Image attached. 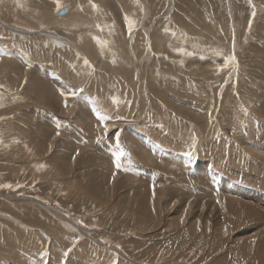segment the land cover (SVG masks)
Masks as SVG:
<instances>
[{
    "label": "rangeland",
    "instance_id": "obj_1",
    "mask_svg": "<svg viewBox=\"0 0 264 264\" xmlns=\"http://www.w3.org/2000/svg\"><path fill=\"white\" fill-rule=\"evenodd\" d=\"M60 5L0 0V264H264V0Z\"/></svg>",
    "mask_w": 264,
    "mask_h": 264
},
{
    "label": "bare ground",
    "instance_id": "obj_2",
    "mask_svg": "<svg viewBox=\"0 0 264 264\" xmlns=\"http://www.w3.org/2000/svg\"><path fill=\"white\" fill-rule=\"evenodd\" d=\"M62 9H65L66 11L62 14V15H60V14H58ZM61 10H57V14H58V16H64V15H66L67 14V12H68V8H66V7H63V8H61ZM71 14V12H70V10H69V14H67L66 16H64L65 18H68L69 17V15ZM94 32H96V31H94ZM95 35V34H94ZM168 36V35H167ZM171 36V35H170ZM86 39V40H85ZM152 39V38H151ZM153 39H154V43H156L155 45H159V43L160 44H162V43H166L167 41H169V40H167V41H163L164 40V36H163V34H161L160 32H156L154 35H153ZM90 45H92V43H91V41L89 40V38L87 37V38H84L83 39V41H82V43H81V47L83 48V49H87V48H90L89 46ZM164 45V44H163ZM162 46V45H161ZM164 47H165V45H164ZM166 48V47H165ZM156 49V48H155ZM264 53V51L262 52V54ZM121 54V53H120ZM183 54V53H182ZM130 55V54H129ZM129 55H127V57L129 58ZM192 55V54H191ZM8 56V49H7V46H6V44L4 43V41H3V38H1L0 37V57H7ZM264 56V55H263ZM126 57V58H127ZM188 57V56H187ZM130 58H131V56H130ZM131 60V59H130ZM193 61V60H192ZM264 64V63H263ZM123 70H124V74L125 75H128V74H130L129 73V71H128V69H126V68H123ZM7 72V71H6ZM0 78H1V80L3 81V79L4 78H6L5 77V69H4V67L3 68H0ZM4 81H6V80H4ZM1 85V84H0ZM3 85V84H2ZM7 88V87H6ZM13 89V88H12ZM4 90V89H3ZM23 92V91H22ZM25 92V91H24ZM4 93V92H3ZM7 92H5V94H6ZM9 94V93H8ZM13 94H11V96H12ZM9 96V95H8ZM8 98V97H7ZM9 99V98H8ZM13 100V99H12ZM12 100H9V102H7L8 104H7V107L6 108H3V109H0L1 110V112L3 111V110H6V109H8V111H10V112H12V114H14V109H15V107L13 108V101ZM1 102V101H0ZM3 103V102H2ZM1 103V104H2ZM7 111V112H8ZM205 111V110H204ZM201 113V112H200ZM9 114V113H8ZM14 119V118H13ZM111 120L110 119H108V118H106V119H104L103 120V122L106 124L107 123V125H108V127L109 128H113L114 126H116L114 129H118L119 130V127H118V125H117V123H113V122H110ZM14 124V121L13 120H11V117H9V115H7V117H5L4 118V121L2 122V123H0V128L2 129V128H4L5 127V129H7L8 131L10 130V129H13L12 128V125ZM15 125V124H14ZM15 129V128H14ZM110 130V129H109ZM1 131V130H0ZM11 131H14V130H11ZM21 133H17V132H15V136H14V134H13V132H12V134H13V137H16L17 135L20 137V140H21V142L22 141H24L22 144H21V146H20V149H26V147H27V141H26V134H24V133H22V131H20ZM11 134V135H12ZM19 140V141H20ZM14 146V145H13ZM25 149H24V151H25ZM22 152V151H21ZM23 154V153H22ZM19 157V156H18ZM15 158H17V157H15ZM22 158V157H21ZM30 158V157H29ZM14 159V158H13ZM174 185V184H173ZM156 200H158V199H156ZM159 202V201H158ZM149 206V205H148ZM262 246H264V243L262 242Z\"/></svg>",
    "mask_w": 264,
    "mask_h": 264
},
{
    "label": "snow or ice",
    "instance_id": "obj_3",
    "mask_svg": "<svg viewBox=\"0 0 264 264\" xmlns=\"http://www.w3.org/2000/svg\"><path fill=\"white\" fill-rule=\"evenodd\" d=\"M56 3H57V10H58V11L61 10V7H62V6L60 5V0H56ZM249 3H251V0H249ZM92 6H93L94 8L97 7V5H95V4H93ZM254 15H255V12H253V16H254ZM125 21H126V23H127V25H128V31H129V34H131V32H132V30H133L134 21H132L131 19H129L127 16L125 17ZM166 31H167V29H166ZM229 61L235 63V56L232 55V56L226 57V64H225V66H227V63H228ZM85 64H88L87 59H85ZM0 87H2V86H0ZM81 91H82V89H81ZM61 94L64 95L65 93L62 92ZM71 94H72V95H75L76 93H75V92H72ZM65 106L67 107V102H65ZM244 111H245V113L247 112L246 109H245ZM0 119H2V117H0ZM100 119L103 121L104 119H106V117L101 116ZM105 127H106V125H105ZM57 135H59V132H57ZM0 143H2V140H0ZM117 148H118V150L114 153V156H115V166H116L117 168H119V167L121 166V165H120V158H121L122 156H124L125 153H124V151H123L122 149L119 148V142H117ZM39 167H44V165H40ZM0 187L11 188L12 185H11V184H0ZM16 187H20V185L17 184ZM117 247H119V245H117ZM69 251H71V249H69ZM41 255L44 256V257H46V256L48 255L47 250L43 251V252L41 253ZM64 255L67 256L68 253L65 252ZM45 264H47L46 261H45ZM113 264H116V261H113Z\"/></svg>",
    "mask_w": 264,
    "mask_h": 264
},
{
    "label": "water",
    "instance_id": "obj_4",
    "mask_svg": "<svg viewBox=\"0 0 264 264\" xmlns=\"http://www.w3.org/2000/svg\"><path fill=\"white\" fill-rule=\"evenodd\" d=\"M65 11V9H62L58 14L62 15Z\"/></svg>",
    "mask_w": 264,
    "mask_h": 264
}]
</instances>
